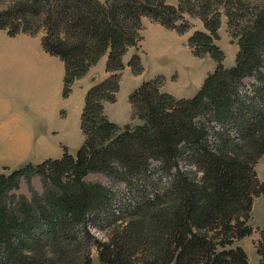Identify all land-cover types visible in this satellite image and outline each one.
<instances>
[{"label": "trees", "instance_id": "trees-1", "mask_svg": "<svg viewBox=\"0 0 264 264\" xmlns=\"http://www.w3.org/2000/svg\"><path fill=\"white\" fill-rule=\"evenodd\" d=\"M2 13L14 21L0 29L29 32L21 21L53 24L40 33L42 48L63 62L62 96L105 54L107 76L89 86L79 115L82 142L37 163L0 170V264H248L237 241L251 233L254 197L264 192L254 163L264 154V10L238 23L237 51L221 65L215 45L220 9L227 24L240 0H19ZM197 17L187 45L194 56L208 54L215 66L190 97L161 91L157 77L142 80L127 95L137 123L117 125L103 113L113 102L126 48L138 45L145 17L182 32V15ZM41 15H46L41 18ZM106 51V52H105ZM142 70L138 53L126 62ZM252 77L248 87L242 80ZM6 171V173H5ZM100 173L121 182L117 194ZM37 175L40 192L17 193L20 178ZM90 228L109 230L97 238ZM253 242L264 264V227Z\"/></svg>", "mask_w": 264, "mask_h": 264}, {"label": "crops", "instance_id": "crops-1", "mask_svg": "<svg viewBox=\"0 0 264 264\" xmlns=\"http://www.w3.org/2000/svg\"><path fill=\"white\" fill-rule=\"evenodd\" d=\"M40 36L0 29V170L73 154L83 139L79 115L84 93L106 75L102 57L73 80L63 97V62L42 48Z\"/></svg>", "mask_w": 264, "mask_h": 264}, {"label": "rangeland", "instance_id": "rangeland-1", "mask_svg": "<svg viewBox=\"0 0 264 264\" xmlns=\"http://www.w3.org/2000/svg\"><path fill=\"white\" fill-rule=\"evenodd\" d=\"M240 1L241 9L240 12L236 14V18L232 21V29H230L227 24L223 9L219 11L216 39H214V43L222 52L221 65L223 67H229L233 64L234 56L237 51L236 37L234 38L232 36L231 30L238 33L240 30V27L237 25L238 23L264 10V0ZM18 2L19 0H0V22H6L7 28H13L15 22L5 18L2 11L6 7H12L11 12L14 13V8L19 7ZM45 17L46 15H41V18ZM26 18L28 21L21 22L27 27L25 29L29 32L42 34L47 32L54 35L57 34L59 30H62V28L57 29L53 24L47 25L39 21L33 22L29 15H27ZM182 18L188 23V28L182 32L165 28L160 24L158 28L155 25L158 23L150 21L145 17L141 18L142 28L139 31L141 39L138 45L126 48L124 54L121 56L123 68L119 76L115 100L113 102L103 103V113L109 121L113 122L114 119H119L118 116L123 114L128 116L129 114L126 122L121 124L114 123L123 125L125 123L134 124L138 122L131 114L127 95L142 80L157 77L161 91L167 92L174 97H190L199 88L206 73L212 71L216 64L215 61L206 53L201 56H194L187 45V37L192 31L203 30L201 21L197 17L187 14H183ZM133 53H138L139 56L142 66V70L139 73L131 72L129 67L126 66L127 60ZM102 57L105 58V54L99 56V58ZM100 64L101 60L96 65V70ZM91 65H89V67ZM261 69L264 71V50L261 54ZM106 76L107 72L105 77ZM100 80L95 82H99ZM253 81L252 77H246L242 80L241 87L246 88ZM254 170L258 181L264 182V154L259 155L257 158L254 163ZM85 179L99 181L109 186L117 194L123 189V184L121 182L113 181L108 176L100 173H90L85 176ZM40 190L41 182L39 177L37 175H32L28 180L24 178L19 179L16 192L23 194L25 197H29L31 192H40ZM249 223L252 227L251 233L239 239L237 245L244 250L248 264H257V256L253 242L259 236L258 228L264 227V192L257 195L252 200ZM90 230L97 238H106L109 234V230L106 229L97 230L95 228H90ZM89 256L94 264H100L96 258V251L94 248L89 250Z\"/></svg>", "mask_w": 264, "mask_h": 264}]
</instances>
